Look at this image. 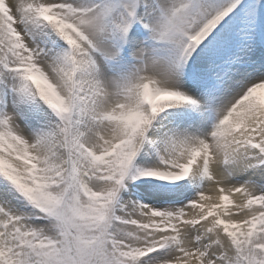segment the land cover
<instances>
[{"label": "snow or ice", "instance_id": "obj_1", "mask_svg": "<svg viewBox=\"0 0 264 264\" xmlns=\"http://www.w3.org/2000/svg\"><path fill=\"white\" fill-rule=\"evenodd\" d=\"M0 264H264V0H0Z\"/></svg>", "mask_w": 264, "mask_h": 264}]
</instances>
